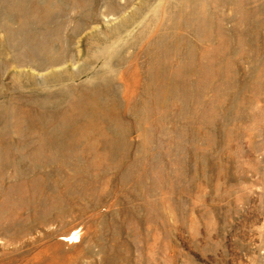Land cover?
Masks as SVG:
<instances>
[{
    "label": "rangeland",
    "instance_id": "374dc122",
    "mask_svg": "<svg viewBox=\"0 0 264 264\" xmlns=\"http://www.w3.org/2000/svg\"><path fill=\"white\" fill-rule=\"evenodd\" d=\"M0 264H264V0H0Z\"/></svg>",
    "mask_w": 264,
    "mask_h": 264
}]
</instances>
